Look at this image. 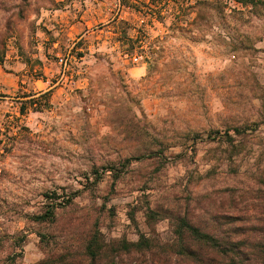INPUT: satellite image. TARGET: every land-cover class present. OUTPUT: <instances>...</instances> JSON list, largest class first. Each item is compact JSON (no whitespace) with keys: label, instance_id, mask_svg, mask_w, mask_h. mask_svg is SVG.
<instances>
[{"label":"rangeland","instance_id":"rangeland-1","mask_svg":"<svg viewBox=\"0 0 264 264\" xmlns=\"http://www.w3.org/2000/svg\"><path fill=\"white\" fill-rule=\"evenodd\" d=\"M0 139V264H185L182 220L261 229L264 0H0Z\"/></svg>","mask_w":264,"mask_h":264},{"label":"trees","instance_id":"trees-1","mask_svg":"<svg viewBox=\"0 0 264 264\" xmlns=\"http://www.w3.org/2000/svg\"><path fill=\"white\" fill-rule=\"evenodd\" d=\"M235 132L238 136L244 133ZM260 226L255 230L253 225L236 237L226 235L218 226L204 230L182 220L178 234L188 242L182 247L185 264H264V223Z\"/></svg>","mask_w":264,"mask_h":264},{"label":"built area","instance_id":"built-area-1","mask_svg":"<svg viewBox=\"0 0 264 264\" xmlns=\"http://www.w3.org/2000/svg\"><path fill=\"white\" fill-rule=\"evenodd\" d=\"M131 62L136 65V66H144L145 65V59L142 55H134L131 57ZM61 66L65 69L67 66V63L64 62V60H60ZM63 75L65 74V70L62 73Z\"/></svg>","mask_w":264,"mask_h":264}]
</instances>
